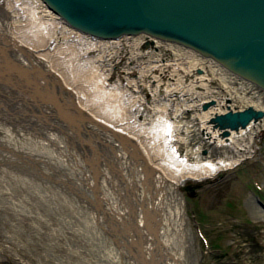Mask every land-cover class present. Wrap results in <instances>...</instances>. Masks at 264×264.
Instances as JSON below:
<instances>
[{"label": "bare ground", "instance_id": "6f19581e", "mask_svg": "<svg viewBox=\"0 0 264 264\" xmlns=\"http://www.w3.org/2000/svg\"><path fill=\"white\" fill-rule=\"evenodd\" d=\"M142 37L139 34L99 38L83 34L69 26L42 0H0V114L15 119L20 116L27 123L22 124L27 130H36L38 136L44 137L51 146L47 148L44 142L36 141L27 152L36 151L37 159L45 164L41 169L50 181L44 184L48 187L42 188L43 193L50 190L53 196L69 191L80 199L76 204L67 200L72 205L74 218L78 219L75 231L91 246L88 250L90 258L84 259L88 264H188L184 252L188 216L180 185L188 178L215 174L241 160L214 161L199 156L196 164L172 163L168 160L171 155L165 152L166 145L163 149L158 144V136L162 143H166V130L157 137L148 130L144 131L143 127L155 126L148 124L150 120L163 119L166 127L168 111L179 105L195 107L203 118L204 134L208 138L234 145L245 138L246 131L240 130L256 123L264 124L262 116L258 120H250L238 130L231 129L226 137H221V130L209 123L210 117L228 108H238L233 107L231 96L213 94L214 88L208 87L211 80L207 74L208 67L216 74L220 72L222 80L228 86L232 85L237 96L248 105L264 109L263 102H254L247 97L248 92L236 87L235 74L229 73L210 57L179 43L165 42L152 36H148L145 42ZM147 42L151 44L143 46ZM161 43L172 48L174 55L170 56L167 51L162 53ZM138 55L145 57L135 65ZM170 67L175 71L167 77L168 89L165 95H158L159 85L163 82L161 73ZM131 68L134 72L130 71ZM16 78L22 81H16ZM238 81L242 86L251 87L247 81ZM192 86L202 93H191ZM33 87L42 98L38 99L33 94ZM176 89V95L183 98L181 102L168 99L171 96L169 90ZM98 95L108 98L107 103L100 99L96 104L95 97L100 98ZM7 96L20 105L8 111L5 105ZM209 101L213 103L203 108L202 105ZM102 107L118 108L117 116L112 117L117 120L111 124L115 128L104 123L108 120L101 111ZM148 109L152 112L151 119L146 118ZM56 116H62L64 122ZM172 125L181 126L180 123ZM79 126L85 130L87 139L79 138L81 134L76 133ZM51 128H60L66 141L52 134ZM112 128L117 134L111 131ZM75 134L81 145H77ZM175 138L184 142L180 136ZM140 141L145 145L144 150ZM130 144L133 151H130ZM247 146L241 149H247ZM171 149L176 152L178 147L173 145ZM107 150L118 153L110 161L101 163L100 152L107 155ZM83 160L88 162L94 173L84 169ZM131 185H134L133 193L127 192ZM122 194H125L126 202L135 201L137 207L140 206V216L136 206L133 205L131 211L126 209ZM67 200L64 203L67 204ZM252 202L254 216L264 219V210L256 201ZM23 207L21 205L20 209L31 212ZM84 208L86 217L79 218ZM136 215L139 216L137 220ZM16 223L10 224L17 225L19 230L20 223ZM14 232L3 233L2 237L8 241L5 243L7 246L15 248L13 253L18 256L22 250V239L19 233L15 232L18 238L14 236ZM29 261L30 264H45L42 258L36 263L30 258Z\"/></svg>", "mask_w": 264, "mask_h": 264}, {"label": "rangeland", "instance_id": "374dc122", "mask_svg": "<svg viewBox=\"0 0 264 264\" xmlns=\"http://www.w3.org/2000/svg\"><path fill=\"white\" fill-rule=\"evenodd\" d=\"M160 46L163 49L162 53L167 51L170 56L174 55V50L167 44L161 43ZM138 57L134 62L135 65L141 63L145 56L138 55ZM122 61H125V59H122ZM172 69L173 67L166 68L165 72L161 73L164 83L162 82L159 85L160 92L158 95H165L164 92L168 89L166 85L167 77L171 76L175 71L174 69L172 71ZM37 70L39 71V69ZM130 71L134 72V68L130 69ZM168 73L171 74L169 75ZM207 74L211 78L210 82H208V87L214 88L215 92L212 91L214 92L213 94L231 96L233 98V107L235 106L238 109L248 105L244 99L237 96L238 94L231 87L232 85L228 86L222 80L220 72L216 74L213 69L210 70L208 67ZM16 81H22V79L16 78ZM235 83L240 91L248 92L247 97H251L254 102L262 101L264 105V92L261 95V91L256 88L242 86L238 80H235ZM185 85L188 86L189 84ZM17 86L19 87L18 84ZM192 87L194 89L191 93L195 91L202 93L198 88L195 89V86ZM176 91L177 89L169 90L171 96L168 99H177L178 102H181L183 98L180 95H176ZM33 94L37 95L38 99L42 98L35 87H33ZM98 96L100 98L95 97L96 104L100 99L107 103L108 98ZM7 97L5 105L8 111H12V109L20 105V103L11 101L9 96ZM187 107L179 105L175 110L168 111L166 113V127L163 126V119L156 122H151L150 120L148 124H155V126L143 127L144 131L148 130L156 137L164 129L166 130V143H162L161 137L158 136V144L163 149L164 144L166 145L165 152L171 155L168 159L170 162L196 164L199 156L200 158H209L214 161H233L241 158L240 162L227 167L228 169L225 168L215 174L198 179L188 178L180 185L184 197V210L188 216L184 230V252L187 263L264 264V219L256 218L252 211L253 200L264 210V124L262 123L264 120L261 122L262 124L256 123L247 129L240 130V132L246 131V135L244 139L240 140L238 145L221 144L204 134L205 125L202 116L198 113V109ZM116 108H101V111L106 115L105 119L109 121L104 123L109 125V127L115 128L111 124L117 121L112 119L116 115V110H118ZM151 115L152 112L148 109L146 118L151 119ZM9 116L0 114V264H30L29 258L33 259L35 263L39 262V258H42L45 264H88L86 260L84 262V259L90 258L88 250H91V246L86 241H83V238H79V233L75 231L74 226L77 225L78 219L74 218L72 205H69V201L76 204L80 199L73 193H69V191H61L58 195L54 194L53 196H51L50 190H47V193L42 192V188L47 189L48 187V185L44 184H48L46 182L50 181L49 178L44 177L45 171L43 172V169H41L45 168L43 167L45 164L41 160L39 161V158L37 159L36 151H27L29 147H33L32 143L36 141L44 142L47 148H51V146L49 147V143L44 141V137L38 136L36 130L29 131L30 128L27 130L23 126L27 123H24L20 116L19 119ZM56 119L64 122L62 116H56ZM171 123H180L181 126L173 127ZM179 128L180 131H178ZM51 129L52 134H56L61 140L66 141V137L60 128ZM114 130L111 131L116 133ZM69 132L72 133L70 129ZM76 133L81 134L79 136L80 139H87L86 132L85 130L83 131L82 126L76 127ZM77 136L75 134V140L79 139ZM129 136L134 138V135L129 134ZM177 136L182 137L184 142L175 140ZM126 142L128 143V141ZM80 143L78 141L77 145H81ZM139 143L143 144L141 141ZM131 144L130 151H133ZM246 144L248 148L242 150L241 148H244ZM173 145L178 147L176 152L171 149ZM144 146V144L141 146L142 150H144ZM204 149H206L205 152ZM107 151V155H103V151L100 152L101 163L110 161L111 157L114 158L118 153ZM59 156L64 158L62 154ZM31 157H34V159ZM83 161L84 169L89 173H94L88 162ZM41 164L43 165L41 166ZM93 166L96 168V165L93 164ZM48 169L52 171V169ZM39 174H42L43 177L42 175L41 178L38 177ZM52 175L54 176V173ZM41 179L43 181H40ZM123 183L126 187V183ZM51 186L55 188L54 185ZM128 189L127 192H135L134 185H131ZM127 198L129 199V196ZM123 199L126 202L125 194ZM65 200H67L68 205L66 202L64 203ZM21 205L30 209L31 212L21 210ZM133 205L136 206L140 216V206L137 207L135 201L125 203L126 209L130 211ZM85 210L86 208L82 209L79 218H82V216L83 218L86 217ZM139 216L136 215L135 220ZM18 221L20 223L19 230L16 227L17 225L13 226L10 224L18 223ZM10 231L19 233L22 239L20 243L22 244L21 251L24 254L19 251L17 256L13 253L15 248L6 245L8 241L2 237V234ZM15 232L13 235L18 238ZM6 254L8 255L6 256ZM12 255L13 257H11Z\"/></svg>", "mask_w": 264, "mask_h": 264}, {"label": "water", "instance_id": "95a60500", "mask_svg": "<svg viewBox=\"0 0 264 264\" xmlns=\"http://www.w3.org/2000/svg\"><path fill=\"white\" fill-rule=\"evenodd\" d=\"M42 1L83 34L99 38L141 34L179 43L264 90V0ZM262 116L264 109L249 104L216 113L209 123L226 137L231 129Z\"/></svg>", "mask_w": 264, "mask_h": 264}, {"label": "built area", "instance_id": "2783aa9c", "mask_svg": "<svg viewBox=\"0 0 264 264\" xmlns=\"http://www.w3.org/2000/svg\"><path fill=\"white\" fill-rule=\"evenodd\" d=\"M125 36H129V35H125ZM121 37H122V36H121ZM142 39H145V40H146L147 38H146L145 35H143ZM145 40H144V41H145ZM131 69H132V68H131ZM261 95H262V93H261Z\"/></svg>", "mask_w": 264, "mask_h": 264}]
</instances>
